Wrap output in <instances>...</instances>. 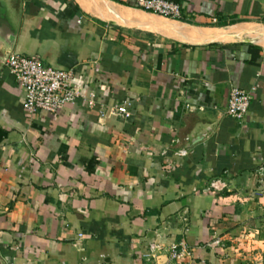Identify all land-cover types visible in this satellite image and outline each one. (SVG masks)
Returning <instances> with one entry per match:
<instances>
[{
    "label": "crops",
    "instance_id": "0c3cea01",
    "mask_svg": "<svg viewBox=\"0 0 264 264\" xmlns=\"http://www.w3.org/2000/svg\"><path fill=\"white\" fill-rule=\"evenodd\" d=\"M0 1L12 52L71 69L84 95L29 116L0 65L5 264H181L171 245L195 264H264V0H165L179 19L138 0ZM231 87L253 89L242 121Z\"/></svg>",
    "mask_w": 264,
    "mask_h": 264
},
{
    "label": "built area",
    "instance_id": "2783aa9c",
    "mask_svg": "<svg viewBox=\"0 0 264 264\" xmlns=\"http://www.w3.org/2000/svg\"><path fill=\"white\" fill-rule=\"evenodd\" d=\"M139 6L159 16L179 19L177 4L165 0H138ZM9 74L23 92L22 108L27 115L37 112L56 114L66 106L72 105L77 99L84 98L81 89L74 83L71 69H58L44 66L38 57H25L10 53L5 61ZM253 99V89L243 90L231 87L228 92L225 113L236 121H242ZM92 106V101L87 102ZM117 115L128 117L127 104L122 103L110 107ZM256 174L261 184L258 193L264 197V167H259ZM209 191L221 192L228 189L222 178H213L208 183ZM210 246L219 245V240H213ZM171 262L180 261L181 264H195L190 250L185 246L171 245L169 250ZM169 261V262H170Z\"/></svg>",
    "mask_w": 264,
    "mask_h": 264
},
{
    "label": "water",
    "instance_id": "95a60500",
    "mask_svg": "<svg viewBox=\"0 0 264 264\" xmlns=\"http://www.w3.org/2000/svg\"><path fill=\"white\" fill-rule=\"evenodd\" d=\"M1 4L2 1H0V65H5V61L10 53H12L15 37L17 33V24L11 23L7 17H4L2 14L3 11L1 10ZM212 127L206 128L204 130V134H198L197 135H190L188 137L189 141H192L190 143H193L195 141H201L205 137H207L210 133V129ZM196 137V138H193ZM189 143V145H190ZM186 150V148H183ZM0 264H5V262L0 258Z\"/></svg>",
    "mask_w": 264,
    "mask_h": 264
}]
</instances>
